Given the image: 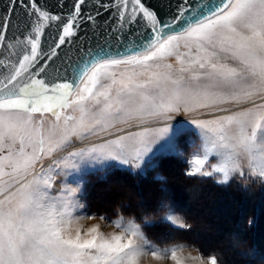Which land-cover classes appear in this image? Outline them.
<instances>
[{"label":"snow or ice","instance_id":"6c2138e0","mask_svg":"<svg viewBox=\"0 0 264 264\" xmlns=\"http://www.w3.org/2000/svg\"><path fill=\"white\" fill-rule=\"evenodd\" d=\"M2 8L0 264L130 258L119 235L66 238L78 204L48 192L67 165L33 170L73 138L98 130L106 138L90 155L139 166L182 115L208 140L189 175L264 176V141L255 134L264 122V0H160L155 8L145 0H57L59 11L41 0H4ZM173 56L178 69L167 62ZM35 114L54 119L46 128ZM212 152L222 159L203 171ZM78 155L84 150L66 161Z\"/></svg>","mask_w":264,"mask_h":264},{"label":"rangeland","instance_id":"374dc122","mask_svg":"<svg viewBox=\"0 0 264 264\" xmlns=\"http://www.w3.org/2000/svg\"><path fill=\"white\" fill-rule=\"evenodd\" d=\"M181 51H186L183 47ZM168 63H171L174 69H178L181 65L179 61L176 59L175 56L168 58ZM91 107V105H89ZM78 115V113L76 114ZM41 118L45 121V127L47 128L52 120L54 119L51 114H46L41 117L40 114H35V119L39 121ZM124 127V125H121ZM139 130V129H137ZM154 134L158 135V132ZM255 134L257 137V143L259 144L261 141H264V122L262 125L255 130ZM106 138L105 134L102 132H97L85 135L82 138L76 137L71 140L69 144L64 146L63 148L59 149L53 156H46L39 162L35 163L34 171L39 173L41 170V165L44 166L45 170H47L48 166L55 161L59 165H67L65 167V174L58 177L56 180L53 181L52 187L49 189L48 195L55 198H65V199H72L79 204L80 202L85 203L84 191L85 185L87 183L88 175L96 172L98 170H103L110 166H119L123 168H128L135 172L146 173L149 168H153L154 166H158L157 157L163 156L165 153H175L178 155L183 156L188 162V171L193 172L197 165L195 163L196 160V153H204L205 145L208 142L207 137L205 135V130L201 129L198 125H195L188 121L184 116L178 115L172 123V127L170 131L156 144H154L149 152H147L143 158L139 166H136L131 163H125L121 160L116 159L115 157L105 156L103 154L94 153L90 155V150L94 147H98L99 144L103 143L104 139ZM76 143H81L79 146H74ZM81 150H84V157L76 156L73 157L71 160L66 161V157L68 153H80ZM30 151V149H29ZM237 151L243 152L244 146L241 145L238 147ZM7 154V150L4 153ZM221 156L216 153H208V158L205 160L203 165H200L203 171H211L213 170L214 166L217 165L221 161ZM165 168V169H164ZM164 171L166 170L167 177L169 178L168 182H172L177 189L182 190L179 191L178 195L185 194L182 196H178L179 199L175 200L177 203L176 206L181 205L185 210L188 211L193 222L196 224L194 231H192L193 240L196 242L199 241L203 243V245H218L223 246V251L231 250V248L235 249L238 247V242H242L243 235L245 234L244 231H241L240 227L244 224L245 218L239 217V199L236 202L233 200V196L230 194L240 192L241 190L246 191L247 193H252L254 190L261 189V183H263V192H264V182L259 183L255 178L251 177L249 172L241 174L239 171L233 170L229 176L228 182L223 184H233V190L231 191H222L217 190V192L209 193V191L205 189L201 190L198 189V184L183 181L181 179V175L179 174V170L177 169L176 164L173 161H167V164L163 167ZM58 170V169H57ZM53 173H49L52 175ZM161 177L164 176L163 174H159ZM247 176L248 179L251 181L250 183L246 182L244 179H241V176ZM204 178H214L217 182L218 179L223 178V173L213 171V174L210 176L204 175H197ZM29 178H31V173H29ZM218 183V182H217ZM151 185L150 191L153 190L155 187ZM169 185V183H167ZM189 184V186H188ZM170 186V185H169ZM205 186V185H203ZM106 187V186H105ZM200 187V186H199ZM72 188L78 189L76 192L70 191ZM133 188V187H132ZM130 187H117L116 191L113 193H106V197H116L118 193L122 195L123 200H128L132 204L141 205L142 203V196L148 198L149 195L146 192H143L142 196L138 195L134 197L135 193L134 190ZM147 188V189H149ZM104 190V188H102ZM135 189V188H134ZM211 191V189H208ZM236 190V191H235ZM169 191H163L165 197L164 204L167 205V210L165 213L171 211L175 213L181 214L185 220L188 222L186 216L183 212L178 211L175 209L174 202L169 200L170 197ZM229 192V194H228ZM150 193V192H149ZM181 193V194H180ZM262 193V192H261ZM147 194V195H146ZM238 194V193H237ZM146 195V196H145ZM264 196V195H263ZM105 197V196H104ZM237 197V196H236ZM238 198V197H237ZM241 199V197H239ZM55 199L53 202H55ZM153 199V198H152ZM248 201L252 200V196H250ZM107 200V199H106ZM101 200L102 204H108V200ZM154 200V199H153ZM155 202V201H154ZM117 203V202H116ZM115 203V204H116ZM86 205V203H85ZM246 211H249V204H247ZM189 206V207H188ZM253 206V205H252ZM264 208V203L262 204ZM253 211V210H252ZM82 213H86L88 215L93 214L88 210L87 205L84 208L77 207L75 209V214L79 215ZM163 215L164 219L169 221L166 218V215ZM97 214V213H96ZM108 219H111L107 217ZM163 219V220H164ZM244 219V220H243ZM91 223H101L99 218L96 221L90 222ZM171 223V222H170ZM86 225V226H90ZM174 227H178L175 224L171 223ZM261 224L263 228L258 231V239L260 240V245L264 248V211L263 216L261 219ZM240 225V226H239ZM183 228V227H178ZM225 228L228 230L231 228L233 231L226 232ZM235 228V231H234ZM102 231H108L102 224L101 227ZM183 233V232H182ZM179 241H186L189 244H192V238L189 235H180L178 237ZM174 240V241H178ZM245 241V240H244ZM264 253V250H263ZM205 255V254H204ZM206 256V255H205ZM258 264H264V254L263 258H259L257 262ZM250 263V264H255ZM226 264H235L234 262H227ZM236 264H248L245 261H239Z\"/></svg>","mask_w":264,"mask_h":264},{"label":"trees","instance_id":"16d2710c","mask_svg":"<svg viewBox=\"0 0 264 264\" xmlns=\"http://www.w3.org/2000/svg\"><path fill=\"white\" fill-rule=\"evenodd\" d=\"M157 160L158 166L149 168L146 173L135 172L128 168L113 165L103 170H98L89 174L83 197L88 210L97 214H107V217L113 218L117 215L116 209L117 206H119L123 209L125 217L134 214L136 220L142 222L143 230L147 233L148 237L157 244H167L174 242V240H178L180 235H189L192 238L191 243L198 246L200 251L206 256L211 253H216L218 255L220 264H226L227 262H234L236 264L239 261H245L246 263L250 264L253 262L255 263V261L257 262L259 258H263L264 248L260 245V240L257 236L258 231L263 228L261 219L264 211L262 206L264 203L263 183H261L260 180H258V182L261 183L260 190H254L252 193H247L246 191L241 190L240 192L237 191L238 194H230L233 196V200L235 202L237 199H239V217L242 219L246 216L247 219L240 227L241 231L245 232L242 238L243 241L238 242L239 245L237 248H231V250H227L225 252V250L223 251V246L207 244L203 245V243L197 240L195 242L193 240L191 233L195 230L194 227H196V224L191 219L188 211L179 204L176 206L177 203L175 202V200L179 199L178 196L185 194L180 193L181 195H178L179 191L182 192V190L177 189V187L172 185V182H168L169 178L167 177L166 170L164 171L165 168L163 169V167L167 164V161H173L176 164L183 181H186V183L191 182L198 184L200 186H198V189L203 190L206 188L209 193H212L213 191L217 192V190L231 191L233 190V184L217 183L214 178L211 179L197 175H187V160L183 156L175 153H165L163 156L157 157ZM159 174H163L164 176L161 177ZM254 180H257V178ZM157 183H159L158 187H155L150 191L149 187H151V185L156 186ZM167 183H169L170 186ZM117 187H133L132 189L134 192H136L134 197H136L137 194L142 196L143 192L146 191H148L147 193L149 195L148 198L142 196L141 205H135L128 200L123 199H119L118 201V198H122L120 193H118L116 197H106V193H113L117 190ZM102 188H104V190ZM208 189H211V191ZM168 190H171L172 193L169 192L170 197L167 198L172 200L174 205L176 204L175 209L183 212L188 220V223L192 225L191 228L185 229L174 227L169 221L164 219L163 215L165 210H167V205L164 204V201L166 200L165 197H163V191ZM250 196H252V200L248 201L246 198H249ZM239 197H241V199ZM102 199H107L109 203L103 205L101 201ZM247 204H249L248 213L246 211L248 206ZM149 215L154 218L150 220L144 219ZM225 230L226 232L233 231L231 228L229 230L228 228H225Z\"/></svg>","mask_w":264,"mask_h":264},{"label":"clouds","instance_id":"9594fccd","mask_svg":"<svg viewBox=\"0 0 264 264\" xmlns=\"http://www.w3.org/2000/svg\"><path fill=\"white\" fill-rule=\"evenodd\" d=\"M197 156L203 158L204 153H196ZM189 173L190 171H187V175ZM249 174L251 177H258L261 182H264V176H258L254 170L250 171ZM240 178L248 183L251 182L247 176L242 175ZM228 179L224 180L221 178L217 182L227 183ZM85 206L83 202L78 204L81 209ZM116 212L117 215L111 219H108L107 214L103 213H93L91 215L82 213L76 215L74 212L70 223L64 226V235L66 238L73 240L79 238L81 242L91 240L97 236L110 240L113 236L119 235L122 238V242L129 245L128 250L131 251L130 258H126L124 264H220L216 253L205 256L198 246L185 241H174L163 245L157 244L148 237L143 230L142 222L137 221L134 214L125 217L123 209L119 206H117ZM165 215L169 222L178 227L188 229L192 226L179 213L169 211ZM97 218H99L101 223L90 224V222L96 221ZM153 218L149 215L144 219L150 220ZM121 219L136 224L139 227V232H129L125 226L117 224L116 221ZM89 224L90 226H86ZM102 224L108 231L101 230Z\"/></svg>","mask_w":264,"mask_h":264},{"label":"water","instance_id":"95a60500","mask_svg":"<svg viewBox=\"0 0 264 264\" xmlns=\"http://www.w3.org/2000/svg\"><path fill=\"white\" fill-rule=\"evenodd\" d=\"M4 0H0V11H3L2 5H3ZM41 2H46L48 6L53 9L54 11H59V9L55 8L57 0H41ZM160 0H145V3L150 6V7H157L159 4Z\"/></svg>","mask_w":264,"mask_h":264},{"label":"bare ground","instance_id":"6f19581e","mask_svg":"<svg viewBox=\"0 0 264 264\" xmlns=\"http://www.w3.org/2000/svg\"><path fill=\"white\" fill-rule=\"evenodd\" d=\"M79 145H81V143H76L75 145H73V147H74V146H79ZM146 195H147V194H146ZM146 195H145V196H146ZM147 196H148V195H147ZM188 207H189V206H188Z\"/></svg>","mask_w":264,"mask_h":264}]
</instances>
